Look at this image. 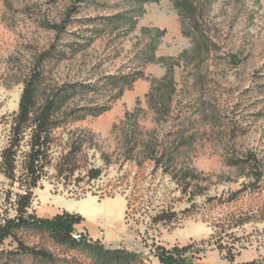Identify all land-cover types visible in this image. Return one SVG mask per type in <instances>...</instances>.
Returning <instances> with one entry per match:
<instances>
[{"label": "rangeland", "instance_id": "374dc122", "mask_svg": "<svg viewBox=\"0 0 264 264\" xmlns=\"http://www.w3.org/2000/svg\"><path fill=\"white\" fill-rule=\"evenodd\" d=\"M180 1L193 5L195 20L183 15ZM103 2L82 8L58 37L44 24L62 23L76 0H0V220L17 216L21 190L4 175L1 156L34 62L58 38L88 42L75 39L81 33L93 41L49 65L48 93L108 76L143 77L77 95L63 107L61 113L110 110L53 133L50 163L26 217L76 215L75 232L139 254L144 264H161L159 248L175 247L189 248L190 264H264V0H161L142 11ZM118 14L123 18L96 37V25L84 22ZM249 155L256 164L229 165ZM15 238L0 247V264H90L47 236L20 230Z\"/></svg>", "mask_w": 264, "mask_h": 264}, {"label": "trees", "instance_id": "16d2710c", "mask_svg": "<svg viewBox=\"0 0 264 264\" xmlns=\"http://www.w3.org/2000/svg\"><path fill=\"white\" fill-rule=\"evenodd\" d=\"M123 2L134 4L138 11H142L144 6L150 3H158L161 0H122ZM103 0H76L74 8L71 9L60 24H48L45 26L54 30L58 37L67 34V27L71 23L72 17L79 13L82 8L93 6H103ZM177 7L186 13L189 18L196 19V9L189 1H180ZM123 15L101 16L89 18L84 21L87 25H96L91 28L94 37L103 33V27H108L120 21ZM75 39H84L88 42L83 44L61 43L60 38L52 44L49 49L41 52L32 69V73L25 83L21 96L19 111L16 114L12 127L8 146L2 152V171L13 185H19L21 193L16 196L15 218L0 220V247L5 244L9 238H15L16 232L20 230L31 231L36 235L47 236L54 243L68 248L71 251H77L84 254L90 264H144V258L139 254L130 252L124 248H107L100 242H92L87 238L80 241L74 239L73 234L76 231V225L81 222V218L63 213L51 219L40 218L36 215H26L31 208L34 190L38 187L43 173L50 163V148L53 143V133L70 123L82 120L87 116H100L110 110L109 106H99L96 108H79L70 110L67 113H61L63 107L75 96L85 93L100 92L107 90H117L130 87L143 77V72L129 73L119 76H108L96 85L88 84H64L60 88L47 92L45 89L49 65L55 62H61L68 59L70 53L76 52L82 45L88 46L93 37L84 36L81 33L73 34ZM83 47V46H82ZM169 76V75H168ZM28 139L29 151L25 155L23 165L24 173L21 179L17 177L18 157L23 142ZM256 158L249 155L247 159H231L229 165L241 166L249 162L256 164ZM99 174L93 176L97 178ZM17 249L23 248L19 242ZM186 248L175 247L169 251L165 248H159L158 258L161 264H190ZM31 256L42 259L47 262H53L52 257L47 252L31 251ZM232 264L233 260H230ZM250 264H256L251 262Z\"/></svg>", "mask_w": 264, "mask_h": 264}, {"label": "built area", "instance_id": "2783aa9c", "mask_svg": "<svg viewBox=\"0 0 264 264\" xmlns=\"http://www.w3.org/2000/svg\"><path fill=\"white\" fill-rule=\"evenodd\" d=\"M73 236H76V237H78L80 239H83L84 238V236L82 234H79L77 232H74Z\"/></svg>", "mask_w": 264, "mask_h": 264}, {"label": "bare ground", "instance_id": "6f19581e", "mask_svg": "<svg viewBox=\"0 0 264 264\" xmlns=\"http://www.w3.org/2000/svg\"><path fill=\"white\" fill-rule=\"evenodd\" d=\"M73 237H74V239L77 240V241H80V240H81L80 238H78V237H76V236H73Z\"/></svg>", "mask_w": 264, "mask_h": 264}]
</instances>
